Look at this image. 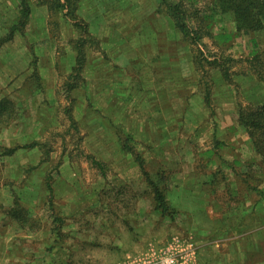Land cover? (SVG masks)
<instances>
[{
    "label": "rangeland",
    "instance_id": "1",
    "mask_svg": "<svg viewBox=\"0 0 264 264\" xmlns=\"http://www.w3.org/2000/svg\"><path fill=\"white\" fill-rule=\"evenodd\" d=\"M30 4L0 48V264H264V135L241 122L264 103V27L237 31L217 0L183 1L197 42L162 0ZM19 8L0 0V39Z\"/></svg>",
    "mask_w": 264,
    "mask_h": 264
},
{
    "label": "trees",
    "instance_id": "2",
    "mask_svg": "<svg viewBox=\"0 0 264 264\" xmlns=\"http://www.w3.org/2000/svg\"><path fill=\"white\" fill-rule=\"evenodd\" d=\"M184 0H162V3L168 9L169 14L172 16L176 27L180 29L183 35L188 38L190 37L192 42H197L200 39V35L195 36L190 30L188 24H186V19L188 13L183 6ZM41 2L48 6L50 12L55 11H67L65 15L76 16L78 10L79 0H41ZM218 8L221 12H232L235 17V24L237 31H248V30H259L264 27V0H217ZM31 13L30 0H20L19 15L16 22L11 26L9 32L0 39L1 46L13 39L16 32L24 33L28 20ZM90 40L89 36H85L76 41V62L72 68V73L69 76L71 80L75 79L78 81H83V70L86 62L84 46ZM217 58L210 60L212 64H216L220 67L222 74L226 80L230 78V66L225 63L231 62L232 58H227L225 61H218ZM252 71L257 75V77L264 82V55L257 54L252 59L248 60ZM76 84L72 81L67 85V91L71 92L73 89L77 88ZM210 92L205 94V100L208 106H211ZM14 112V104L8 98H0V117L9 115L10 112ZM241 122L249 129L252 136L258 135L260 132L264 135V103L251 110L248 113H241ZM72 120L73 117L70 116ZM73 121V120H72ZM19 147H34V144H29ZM18 147L7 148L6 154H13ZM140 166L144 172V175L149 177V174L145 171L143 163ZM47 187L50 191V198H52L53 187L50 182V177H47ZM156 201L158 207L166 212L169 207L165 201V197L162 192L157 188L156 191ZM52 206V204L50 203Z\"/></svg>",
    "mask_w": 264,
    "mask_h": 264
},
{
    "label": "crops",
    "instance_id": "3",
    "mask_svg": "<svg viewBox=\"0 0 264 264\" xmlns=\"http://www.w3.org/2000/svg\"><path fill=\"white\" fill-rule=\"evenodd\" d=\"M43 8H36V10H35V6H31V14H32V16L34 17V15H36V11L37 10H42ZM212 262H216V261H213L212 260Z\"/></svg>",
    "mask_w": 264,
    "mask_h": 264
},
{
    "label": "built area",
    "instance_id": "4",
    "mask_svg": "<svg viewBox=\"0 0 264 264\" xmlns=\"http://www.w3.org/2000/svg\"><path fill=\"white\" fill-rule=\"evenodd\" d=\"M165 262H167V263H174L175 262V259L174 258L166 259Z\"/></svg>",
    "mask_w": 264,
    "mask_h": 264
}]
</instances>
